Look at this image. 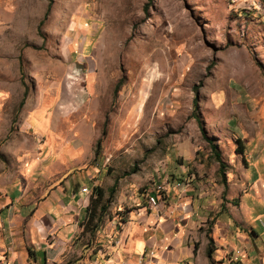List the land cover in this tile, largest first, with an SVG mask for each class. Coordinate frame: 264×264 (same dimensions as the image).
I'll use <instances>...</instances> for the list:
<instances>
[{
  "label": "rangeland",
  "instance_id": "1",
  "mask_svg": "<svg viewBox=\"0 0 264 264\" xmlns=\"http://www.w3.org/2000/svg\"><path fill=\"white\" fill-rule=\"evenodd\" d=\"M47 2L0 0V164L25 185L20 200L67 180L87 204L103 189L76 259L116 245L152 210L147 193L173 182L196 199L207 264L224 260L229 231L264 239V0H51L43 18Z\"/></svg>",
  "mask_w": 264,
  "mask_h": 264
},
{
  "label": "crops",
  "instance_id": "2",
  "mask_svg": "<svg viewBox=\"0 0 264 264\" xmlns=\"http://www.w3.org/2000/svg\"><path fill=\"white\" fill-rule=\"evenodd\" d=\"M2 103L0 96V142L9 127ZM0 150H10L8 142H2ZM75 187L68 180L56 183L36 200L23 203L20 199L27 191L25 185L0 164V264H134L141 254L144 262L154 264H200L202 260L201 264L208 263L204 250L200 255V246L193 244L194 227L203 223L193 218L196 199L187 193L191 188L185 190L178 182L166 187L163 198L157 197V204L149 213H137L136 224L128 221L117 229L116 245L110 243L97 257L93 250L87 255L84 250L86 256L76 259L82 247L74 238L86 213L88 192ZM203 206L208 209V204L202 203ZM16 207L19 212L12 213ZM227 236L231 239L220 264H264V239L250 225L246 234L229 231L223 239ZM149 250L153 251L152 256H147Z\"/></svg>",
  "mask_w": 264,
  "mask_h": 264
},
{
  "label": "trees",
  "instance_id": "3",
  "mask_svg": "<svg viewBox=\"0 0 264 264\" xmlns=\"http://www.w3.org/2000/svg\"><path fill=\"white\" fill-rule=\"evenodd\" d=\"M50 2H51V0H48L43 18L45 17V15L49 9ZM41 22H42V19L40 20L39 24ZM22 103H23V97L20 99L18 105L21 106ZM196 121L198 122V124L200 126V122H199L198 118H196ZM203 136H204V139L207 141V144L209 145L210 151L213 154L214 160L216 161V163L218 165L217 172L219 174H222L225 165L223 164V161L221 160L220 151L218 150L217 144L215 142H213L212 138L206 137L204 134H203ZM237 140L239 141V139H237ZM236 152L242 154V145L240 143H238V145H237ZM111 190L112 189H110V191ZM103 194H104V191L100 186H97V185L91 186V195L89 197L90 198L89 203L86 206V212L88 213L87 217H86L87 221H91L95 217L96 212L101 209L102 206L101 205L99 206V203L103 197ZM92 197H93V199L91 200ZM92 202H93V204L91 205ZM205 255H206L207 259L209 260L210 259V249L208 247L205 251ZM209 264H211V263H209Z\"/></svg>",
  "mask_w": 264,
  "mask_h": 264
},
{
  "label": "built area",
  "instance_id": "4",
  "mask_svg": "<svg viewBox=\"0 0 264 264\" xmlns=\"http://www.w3.org/2000/svg\"><path fill=\"white\" fill-rule=\"evenodd\" d=\"M235 1H243V6L245 7H257L260 10V5L258 3H256L254 0H232V2L235 3ZM80 192L83 193H87V188L84 186L82 188L79 189ZM147 206L149 208L154 207L157 204V195H153L150 192L147 194ZM262 228L264 229V226L262 225ZM153 251L149 250L147 252V256H152ZM144 258V254H141L135 261L134 264H154L153 262H144L143 261ZM115 264H129L126 261H119V262H115Z\"/></svg>",
  "mask_w": 264,
  "mask_h": 264
},
{
  "label": "bare ground",
  "instance_id": "5",
  "mask_svg": "<svg viewBox=\"0 0 264 264\" xmlns=\"http://www.w3.org/2000/svg\"><path fill=\"white\" fill-rule=\"evenodd\" d=\"M255 2H256V0H254ZM235 3H236V1H235ZM248 8V7H247Z\"/></svg>",
  "mask_w": 264,
  "mask_h": 264
}]
</instances>
